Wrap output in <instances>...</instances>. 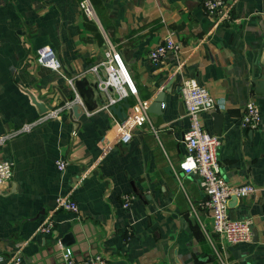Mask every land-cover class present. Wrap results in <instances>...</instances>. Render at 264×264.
<instances>
[{
    "label": "crops",
    "instance_id": "obj_1",
    "mask_svg": "<svg viewBox=\"0 0 264 264\" xmlns=\"http://www.w3.org/2000/svg\"><path fill=\"white\" fill-rule=\"evenodd\" d=\"M80 1L0 0V136L8 135L0 161L13 164L12 179L0 185V264H14V256L23 264H65V248L78 259L100 253L110 264L207 258L205 264H264V94L254 83L264 80V0H228L230 17L216 24L202 0H90L93 18ZM168 36L178 48L153 63L149 51ZM108 42L136 87V95L127 96L130 112L138 99L149 103L173 79L161 113L148 112L152 126H134L128 143L117 140L121 121L107 105L109 96L116 97L112 89L97 88L96 108L82 106L77 120L62 108L75 94V80L97 82L90 67ZM43 46L55 51L58 71L36 63L35 51ZM98 75L104 77L102 68ZM185 82L205 86L216 100L199 120L219 136L216 157L227 183L256 188L228 204L231 218L252 220L249 240L221 239L201 207L205 195L189 171L193 163L183 141L188 118L176 90ZM250 100L260 122L244 128L240 117ZM58 108L55 117L43 118ZM213 112L223 115L220 134ZM27 123L30 130H19ZM57 159L65 160L63 170ZM58 197L74 200L78 211L57 208ZM47 222L49 231L43 229ZM68 233L73 240L65 246Z\"/></svg>",
    "mask_w": 264,
    "mask_h": 264
},
{
    "label": "built area",
    "instance_id": "obj_2",
    "mask_svg": "<svg viewBox=\"0 0 264 264\" xmlns=\"http://www.w3.org/2000/svg\"><path fill=\"white\" fill-rule=\"evenodd\" d=\"M79 6L87 17H95L90 0H81ZM202 6L205 13L213 18L215 24L229 19L232 9V4L228 0H202ZM177 48L178 44L168 36L162 43H159L149 51V58L155 64L161 63L168 50L173 51ZM35 60L38 65L55 71H58L60 66L56 53L50 46L38 48L35 51ZM99 68L104 71L103 78L98 75ZM90 70L98 76L96 83L99 90L107 93L108 89H112L116 93V97L109 96L107 105L119 103L123 98L131 94L136 95L135 84L120 52L112 43L108 42L103 52V58L99 63L92 65ZM180 93L188 118V127L183 133V141L185 143V151L193 163L189 171L199 177V184L205 195L204 201L201 202V207L209 213L211 229L221 239L230 244L249 240L252 235V220L250 218H231L228 214V204L231 196L243 197L252 195L256 192V188L251 184L231 186L227 183L221 173L216 157V150L220 143L219 136L208 131L201 125L199 120L201 112H209L216 108V100L205 86L198 83L185 82L181 86ZM74 103L84 106L77 91H75L72 99L65 101L62 108L69 110ZM147 105V102L138 99L133 109L134 112H131L127 118L117 124L118 142L128 143L134 126H140L146 122L152 126L148 116ZM59 111L60 108L52 109L45 113L43 118L55 117ZM259 122L260 112L254 102L250 100L245 104L240 117V125L244 128H255ZM31 126V123H27L21 126L19 130L28 131ZM6 138H8V135L0 136V143ZM56 166L57 169L63 170L66 167L65 160L57 159ZM12 176V162L8 160L0 161V185L12 179ZM127 205L128 203L125 202L124 206ZM56 207L74 213L78 211L77 203L68 197H58L56 199ZM189 207L206 233L207 229L197 206L189 200ZM50 227L51 222H47L43 229L49 231ZM61 258L65 264H110L106 257L100 253L78 259L67 248L61 251ZM3 260V256L0 255V262ZM219 260L221 264H227L221 259ZM12 262L14 264H23L20 256H14Z\"/></svg>",
    "mask_w": 264,
    "mask_h": 264
},
{
    "label": "water",
    "instance_id": "obj_3",
    "mask_svg": "<svg viewBox=\"0 0 264 264\" xmlns=\"http://www.w3.org/2000/svg\"><path fill=\"white\" fill-rule=\"evenodd\" d=\"M264 79V78H263ZM173 79H168L163 82V88L161 91L154 94L152 100L147 105V111L150 113L160 114L162 111V104L165 102V94L166 91L171 90V83ZM255 83V90L257 93L264 94V80L258 79L254 81ZM74 88L76 89L78 95L80 96L84 107L86 111H90L96 108V102L93 101L96 89H97V83H90L88 79L85 77L80 78L78 80H75L73 82ZM181 87H177L176 90L180 91ZM97 96L99 97V100L103 102V99L101 98V95L98 93ZM69 99H72V97H69ZM67 99H65L66 101ZM37 106L39 109L46 111V108L42 103H37ZM182 107V104H180ZM131 103L128 101L127 97L123 98L122 101L118 104L110 105V110L113 112L116 117L122 121L125 118H127L131 112L129 109H131ZM69 115L71 118H74V120H77V118L81 115L83 112V107L79 103H74L72 107L68 110ZM212 117L214 119V131L218 134L221 133L222 130V121H223V115L221 113H212ZM77 122V121H76ZM236 196H231V199H233ZM71 234H66L65 239L62 241L63 244L68 245L72 241ZM209 259L205 260H196L195 264H205L208 262Z\"/></svg>",
    "mask_w": 264,
    "mask_h": 264
}]
</instances>
